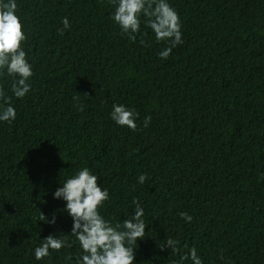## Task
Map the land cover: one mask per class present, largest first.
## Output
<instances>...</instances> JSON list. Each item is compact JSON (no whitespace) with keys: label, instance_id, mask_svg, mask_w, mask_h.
Listing matches in <instances>:
<instances>
[{"label":"trees","instance_id":"trees-1","mask_svg":"<svg viewBox=\"0 0 264 264\" xmlns=\"http://www.w3.org/2000/svg\"><path fill=\"white\" fill-rule=\"evenodd\" d=\"M17 3L34 75L22 99L0 77L17 111L0 122V264H75L53 193L85 166L109 189L113 223L144 208L136 264H174L193 246L204 264H264V0H170L183 43L166 59L144 17L134 41L121 31L110 0ZM113 104L139 112L136 130L111 119ZM50 234L72 246L37 261Z\"/></svg>","mask_w":264,"mask_h":264},{"label":"clouds","instance_id":"clouds-1","mask_svg":"<svg viewBox=\"0 0 264 264\" xmlns=\"http://www.w3.org/2000/svg\"><path fill=\"white\" fill-rule=\"evenodd\" d=\"M110 3L115 8L112 19L133 41L136 39L135 34L141 30V17L145 18L143 23L155 33L156 41L169 45L160 51L162 59L168 58L173 48L183 43L181 17L170 0H110ZM18 8L17 0H0V77L6 74L14 78L11 92L16 98L22 99L32 89L30 79L34 70L24 47L28 36ZM62 23L60 35L71 27L68 17H64ZM110 116L119 126H127L132 130L137 128L139 112L133 107L113 104ZM16 117L17 111L12 103V96L0 85V122L10 123ZM150 120L151 117L145 118V127ZM99 179L98 174L85 166L66 178L53 193L54 199L65 202L63 210L72 217L73 222L71 235L82 249L76 256L75 264H136L134 246L138 239L145 237L148 227L143 218L144 208L139 201H133L134 214L122 223H113L101 212L104 202L110 199V192L107 187L98 183ZM146 179V174H140L138 182L143 184ZM180 215L187 222L193 219L186 212ZM56 219L55 215L49 219L44 213H40V221L45 223L55 224ZM41 240L42 243L34 250L37 261L50 256V249L59 251L72 246L66 235L50 234ZM178 243L177 240L169 238L164 246L170 247L172 252H177ZM71 259V256L66 257V260ZM189 259L192 264H204L195 246L188 253L181 255L174 264H183V261Z\"/></svg>","mask_w":264,"mask_h":264}]
</instances>
